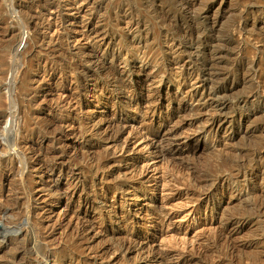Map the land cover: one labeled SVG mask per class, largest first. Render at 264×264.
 <instances>
[{"label": "rangeland", "instance_id": "374dc122", "mask_svg": "<svg viewBox=\"0 0 264 264\" xmlns=\"http://www.w3.org/2000/svg\"><path fill=\"white\" fill-rule=\"evenodd\" d=\"M257 85L264 0H0V264H264Z\"/></svg>", "mask_w": 264, "mask_h": 264}, {"label": "bare ground", "instance_id": "6f19581e", "mask_svg": "<svg viewBox=\"0 0 264 264\" xmlns=\"http://www.w3.org/2000/svg\"><path fill=\"white\" fill-rule=\"evenodd\" d=\"M180 1V0H179ZM193 4V3H192ZM184 7V6H183ZM56 10V9H55ZM186 10V9H185ZM205 14H207V13H205ZM55 15V14H54ZM52 16V14L50 15V17ZM208 16V15H207ZM213 17V16H212ZM207 17H204V21L205 22H207V23H209V20L208 19H206ZM203 20V19H202ZM57 22V21H56ZM55 22V23H56ZM53 23V22H52ZM58 23V22H57ZM215 24V23H214ZM54 25V24H53ZM57 26V25H56ZM61 26V25H60ZM57 28V27H56ZM84 29L86 30V31H88V25H86L85 24V26H84ZM190 39V38H189ZM199 43V42H198ZM201 46H203L202 44H201ZM200 46V47H201ZM198 47V46H197ZM196 53V52H195ZM192 54V53H191ZM197 55H198V52L196 53ZM195 54V55H196ZM251 65V64H250ZM188 67V66H187ZM184 67V69H185V72H186V78L187 79H189V80H191V81H194V82H196V81H198V80H200V79H203L206 75L207 76H212V75H216V74H212V73H209V71H210V68H211V66H202V69H201V71H198V70H193V69H188V68H190V67ZM213 67V66H212ZM231 67V66H230ZM229 67V68H230ZM244 66H237L231 73L230 72H226V73H224V75L226 76V77H232V75L234 74V73H238V74H241V75H243V77H247L248 76V72H250V73H253V74H255V71H253V67L254 66H250V68H249V71L248 72H244V70H243V72L241 71L242 69H244L243 68ZM249 67V66H248ZM195 68H197V67H195ZM200 68V67H199ZM219 68V67H218ZM221 68V67H220ZM211 72V71H210ZM214 72V71H213ZM184 73V72H183ZM185 76V75H184ZM219 76H220V74H219ZM222 76V75H221ZM224 76V77H225ZM210 77H208V78H210ZM218 77V76H217ZM250 77V76H249ZM246 79H248V78H246ZM223 80V79H222ZM227 80V79H226ZM256 81V80H255ZM252 82V81H251ZM158 83V82H157ZM261 84V83H260ZM259 84V85H260ZM192 88V87H191ZM257 91L255 92V93H253V94H251V95H249V96H247L245 99V101H243L242 103H246V102H248V101H250V99H255V100H259L260 99V95H259V91L262 89V91L264 90V86H258L257 85ZM217 91V92H216ZM215 93L214 94H223V92H226V87H220L218 90H216L215 89V91H214ZM151 93V92H150ZM190 94V93H189ZM151 95H152V93H151ZM208 95V94H207ZM149 96V95H148ZM215 96H217V95H215ZM260 96V97H259ZM211 97V96H210ZM144 98V97H143ZM147 98V97H146ZM145 98V99H146ZM151 98V97H150ZM214 98V97H213ZM147 100V99H146ZM146 100H144L145 102H146ZM133 101H130L129 100V105H131V104H133L132 103ZM143 104V103H142ZM145 104V103H144ZM143 104V105H144ZM137 105H139V104H137ZM147 105V104H146ZM157 105V104H156ZM150 110H151V112H155L158 108H149ZM191 109V108H190ZM221 112V111H220ZM217 113V112H216ZM223 113V112H222ZM224 114V113H223ZM218 115V114H217ZM221 116V115H220ZM213 121V120H212ZM221 123V122H220ZM211 124V123H210ZM214 126L216 125V121H213V123H212ZM11 125H13V123L11 124ZM125 125V124H124ZM220 125V124H219ZM216 127V126H215ZM217 127H218V125H217ZM121 128V127H120ZM127 129V131H128V129H129V131H128V136L130 135V136H133V137H135V138H137V137H139V138H141L142 140L141 141H144V143H143V145H144V147L147 149V150H149V152H151V154H152V156H156V157H164V156H166L168 153H163V152H161L159 149H158V147H157V145L155 144V142H154V140H152L151 142H149V143H147L148 142V139L146 138V137H144L143 136V134L144 133H142V129H139V128H137V127H135L134 125H125L124 127L122 126V132L124 131V130H126ZM217 129V128H216ZM118 130V129H117ZM121 130V129H120ZM176 131V130H175ZM171 132V131H170ZM119 134V133H118ZM123 134V133H122ZM172 135V134H171ZM121 136V135H120ZM154 139V138H153ZM185 147V146H184ZM177 149V148H176ZM175 149V150H176ZM173 151V153L171 154V155H176V156H178L177 155V152L176 151ZM17 152V151H16ZM16 154V153H15ZM19 154V153H18ZM180 154V153H179ZM259 155L261 156V154L259 153L258 154V157H259ZM16 156H17V154H16ZM15 157V155H10V159L12 160V164H14L13 162H15L14 160H13V158ZM18 157V156H17ZM153 157V158H154ZM155 157V158H156ZM15 159V158H14ZM17 160H20V158H17ZM8 161V160H7ZM18 162H20V161H18ZM17 162V163H18ZM22 164V163H21ZM10 165V164H9ZM22 166H23V164H22ZM24 168H26V166H24ZM22 168H20V170H21ZM26 170V169H25ZM24 170V171H25ZM19 172V171H18ZM21 174V173H20ZM3 175V174H2ZM21 176H23V174H21ZM2 177V176H1ZM5 177V176H4ZM6 177H7V175H6ZM78 177V176H77ZM20 178H22V177H20ZM24 178V177H23ZM5 179V178H4ZM76 179H78V178H76ZM20 181V180H19ZM76 181V180H75ZM77 184H79V183H77ZM82 186V185H81ZM204 193V192H203ZM1 194V193H0ZM211 195V191H206L204 194H203V196H204V198H206L207 199V197H209ZM214 196H215V194H214ZM1 197V196H0ZM211 197H213V196H211ZM164 204H166V203H164ZM167 205V204H166ZM161 208H166L165 207V205H162L161 206ZM162 210V209H161ZM164 210V209H163ZM60 213V212H59ZM192 214V213H191ZM164 216H163V218H162V223H168V227L169 226H171V224H170V218H169V216L167 215V214H163ZM193 217V216H192ZM57 218L59 219V217L57 216ZM63 218H65V217H63ZM77 218V217H76ZM60 219H62V217H60ZM71 219V218H70ZM72 220V219H71ZM71 220H69V222H71ZM61 221V220H60ZM76 223H78V221H76ZM75 223V224H76ZM89 223V222H88ZM69 224V223H68ZM81 224H82V222H81ZM87 225V224H86ZM85 225V226H86ZM76 226V225H75ZM78 226L79 227H81L79 224H78ZM84 226V227H85ZM83 227V228H84ZM82 228V227H81ZM80 228V229H81ZM166 232H168V230L166 231ZM32 233V232H31ZM167 234V233H166ZM23 235V234H22ZM32 235V234H31ZM30 235V236H31ZM35 235V234H34ZM29 236V235H28ZM175 237V236H174ZM30 239V238H29ZM36 239H38V238H36V236H32L31 237V241L34 243V245H36ZM172 240H173V235L171 236H163L162 237V240H161V244H163V246L164 247H167L169 244H171V242H172ZM175 241V239L173 240V244L176 242H174ZM181 241V240H180ZM38 243V242H37ZM182 244H184V245H186L187 244V242L185 241V240H183V238H182ZM162 245H161V247H163ZM172 245H170V247H171ZM166 249V251H167V248H165ZM169 249V248H168ZM36 253V252H35ZM166 253V252H165ZM34 256V255H33ZM163 260V259H162ZM162 260H159V262L160 263H162L161 261ZM39 262V261H38ZM155 263H157V262H155Z\"/></svg>", "mask_w": 264, "mask_h": 264}]
</instances>
